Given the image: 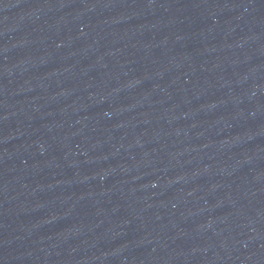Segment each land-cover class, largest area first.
Here are the masks:
<instances>
[{
    "label": "water",
    "instance_id": "water-1",
    "mask_svg": "<svg viewBox=\"0 0 264 264\" xmlns=\"http://www.w3.org/2000/svg\"><path fill=\"white\" fill-rule=\"evenodd\" d=\"M0 264H264V0H0Z\"/></svg>",
    "mask_w": 264,
    "mask_h": 264
}]
</instances>
